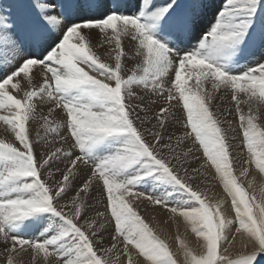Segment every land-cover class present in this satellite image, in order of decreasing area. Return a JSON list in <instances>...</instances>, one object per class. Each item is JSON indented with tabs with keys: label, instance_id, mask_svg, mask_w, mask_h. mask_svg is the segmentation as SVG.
Returning a JSON list of instances; mask_svg holds the SVG:
<instances>
[{
	"label": "snow or ice",
	"instance_id": "1",
	"mask_svg": "<svg viewBox=\"0 0 264 264\" xmlns=\"http://www.w3.org/2000/svg\"><path fill=\"white\" fill-rule=\"evenodd\" d=\"M0 261L264 264V0H0Z\"/></svg>",
	"mask_w": 264,
	"mask_h": 264
},
{
	"label": "bare ground",
	"instance_id": "2",
	"mask_svg": "<svg viewBox=\"0 0 264 264\" xmlns=\"http://www.w3.org/2000/svg\"><path fill=\"white\" fill-rule=\"evenodd\" d=\"M257 182H258V183L261 182L259 176H257ZM183 232H184L183 225H181V227H180V233H183ZM175 236H176V231L173 229V230L171 231V233H170V238H171V239H174ZM185 239L187 240V242L190 244L191 247H193V248H196V247H197V245H196V241H195V238L192 237L190 234L187 235V236L185 237ZM176 247H177V245H176L175 243H173V249H174V250L176 249Z\"/></svg>",
	"mask_w": 264,
	"mask_h": 264
},
{
	"label": "rangeland",
	"instance_id": "3",
	"mask_svg": "<svg viewBox=\"0 0 264 264\" xmlns=\"http://www.w3.org/2000/svg\"><path fill=\"white\" fill-rule=\"evenodd\" d=\"M25 259L27 260V257H25ZM0 264H2V261H0Z\"/></svg>",
	"mask_w": 264,
	"mask_h": 264
}]
</instances>
